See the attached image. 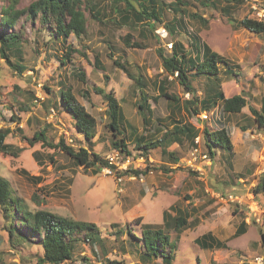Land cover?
<instances>
[{
	"label": "rangeland",
	"instance_id": "obj_1",
	"mask_svg": "<svg viewBox=\"0 0 264 264\" xmlns=\"http://www.w3.org/2000/svg\"><path fill=\"white\" fill-rule=\"evenodd\" d=\"M12 1L17 8H23L33 0H0V12ZM175 1L160 0L164 4L159 13L161 22L154 20L153 30L144 24L148 20L125 21L118 11L112 12L111 6H126L118 0H84L87 30L80 37L72 33L54 40L51 36L55 27L50 23L22 18L13 28L21 36L20 51L13 48L8 55L25 70L18 73L0 52V127L11 129L7 142L23 149L18 156L0 152V175L9 180L11 193L20 198L27 212L46 209L95 222L104 238V246L77 243L72 258L60 264H107V259L122 264H163L161 257L150 259L144 254L142 241L133 237L128 228L131 226L136 237L141 238L142 225L137 218L141 217L142 224L163 226L165 211L175 216L178 209L189 215L181 231L166 230L176 244L173 264H242L264 254V192L254 191L264 173V126L250 108L264 112V33L240 25L245 17L261 20L264 0H243L231 6L224 0L217 5L184 0L180 6L183 11L173 7ZM90 6H94L101 21L92 16ZM224 7L230 12H225ZM175 18L181 20L177 32L158 38L156 29L171 24ZM192 35L210 44L233 68L229 71L228 65L220 62L219 76L227 97L242 94L247 99L241 112L224 113L220 104L212 111L192 114L184 110L181 102L169 104L159 95V82L167 74L158 49L169 54L172 49L168 43L179 41L192 50ZM137 42L141 46H135ZM68 47L75 50L65 61L62 59H66ZM116 58L133 76L142 75L146 81L149 108L144 113L139 110L142 94L134 80L115 63ZM80 71L85 73V79L79 78ZM193 71L190 79L202 97L207 79ZM172 78L167 86L170 92L182 100L190 99L193 94ZM67 87L97 119V134L91 144L78 133L75 120L62 104L60 91ZM99 88L114 91L119 99L123 135H113L107 100ZM174 122L192 124L201 130L205 126L210 130L225 126L232 135L234 153L216 147L215 159L208 154L209 158L194 160L195 146L185 136L168 147L174 157L163 154L160 147L146 153L137 145L139 135L155 140L172 129ZM42 129L54 143L64 138L75 149L89 147L105 159L114 153L124 159L130 156L133 162L129 167L145 172L109 173L106 167L96 173L87 171L60 149L47 147L41 141L29 145L25 138ZM122 136L130 154L114 146V139ZM198 137L200 151L207 153L202 135ZM211 191L237 198L221 200ZM14 212L0 204V264H47L39 262L43 253L39 236H27L28 229L22 230L20 225L10 233L20 216L19 210ZM243 220L248 224L247 231L236 236ZM209 231L223 240L226 248L203 249L195 242Z\"/></svg>",
	"mask_w": 264,
	"mask_h": 264
},
{
	"label": "trees",
	"instance_id": "obj_2",
	"mask_svg": "<svg viewBox=\"0 0 264 264\" xmlns=\"http://www.w3.org/2000/svg\"><path fill=\"white\" fill-rule=\"evenodd\" d=\"M126 3L125 7L116 5L111 6V11H115L122 14V18L125 21H129L132 18L143 23L144 20H148L144 23L150 29H154L157 22H161L159 15L160 10L163 11V3L160 0H118ZM137 2L138 7L135 5ZM203 3H210L217 5L221 0H199ZM227 4L236 5L243 0H224ZM117 2V0H115ZM86 3V0H85ZM84 0H33L28 6L23 8H17L16 2L12 1L8 5H4L1 9L0 18V40L1 48L0 52L7 63L14 68L18 73H22L25 70V66L20 63H15L8 55V51L15 49L20 51L19 43L21 36L13 28L17 22L22 18L25 20L31 19L35 21L40 19L43 24L50 23L55 27L52 32V38L57 40L62 36L67 37L69 34L74 33L78 37L83 35L87 30V18L84 10ZM185 3L184 0H176L173 2V7L176 10L180 9V6ZM162 5V6H161ZM91 14L94 18L101 21L100 15L96 14L94 6L89 7ZM225 12H230L229 9L224 7ZM194 16H200L196 13ZM181 18V17H180ZM202 18V16H201ZM206 23L208 20L203 19ZM180 19L175 18L171 24L165 25L169 33L173 36L177 29L180 27ZM240 25L256 33H264V19H255L245 17L240 21ZM158 38L159 35L157 34ZM192 50H188L185 45L177 41L172 46V50L169 54L165 53L161 48L158 49L159 57L162 60V67L167 74L159 82V95L167 98L169 104L183 105L184 110L189 113L199 115L203 111H212L216 105H222L224 113H239L247 105V99L242 94H235L227 97L222 89V80L219 76V63L223 62V56L215 51L210 44L201 40L199 36L192 35L190 37ZM135 46H141L140 43H135ZM71 47H68L66 59H69V53L74 51ZM110 56H113L111 54ZM64 62V61H63ZM227 65L228 62L224 61ZM65 63V62H64ZM115 63L124 71L128 76L134 80L140 94H142L143 102L139 104V110L141 113L149 108L148 94L145 91L146 81L143 76L135 77L129 72L127 66L115 59ZM194 70V71H193ZM228 70L232 71L233 68L228 65ZM194 72L198 76H205L207 84L203 93V96L197 94V89L190 79V73ZM177 73V74H176ZM173 76L172 80H176L180 83L184 89L193 94L190 99L182 100L174 92H170L168 89L169 77ZM79 78L85 79V73H79ZM158 83V82H157ZM156 83V84H157ZM99 93L107 100L108 116L111 121L109 127L113 130V135H123L124 131L121 129V121L123 120V113L121 110L120 101L117 98L114 91H105L103 88L97 89ZM62 104L66 111L75 120V127L78 133L83 134L87 141L93 143V139L97 134V119L92 113H90L85 105H83L72 91L71 87L63 88L60 91ZM252 113L255 115L256 120L262 126H264V112L250 107ZM144 121L147 122L148 118L145 116ZM172 129H168L160 138L155 140L147 139L145 136L139 135L137 138V145L141 147L144 152L148 153L151 149L160 147L163 154H169L174 157L173 152L168 150V147L175 142L181 141V136H185L191 139V143L196 145L195 139L199 135H202V144L207 148V153L211 159H215L218 151L216 147L223 148L222 150L234 153L233 151V138L229 130L223 126L218 130H210L209 127H196L192 124H179L174 122ZM11 129L0 127V152L11 156H18L23 150L20 147H16L7 142V137L10 134ZM29 145L34 146L37 142H42L43 145L60 149L69 155L77 166H83L87 171L94 173L98 172L104 167L115 168L114 165H110L108 159L103 158L100 154L92 151L89 147L81 146L79 149H75L74 146L66 143L64 138H61L58 143H54L49 140L45 129L34 133L33 137L25 138ZM114 139L113 143L115 148L122 150L130 154L128 150V144L125 136H122L119 140ZM148 171V168L146 169ZM145 171L138 168H131L116 171L117 174H131L140 175ZM12 187L9 180L0 175V204L5 205L9 211H15L20 213L19 219L12 224L10 233L19 227L28 229L29 234L27 236L35 238L39 236V241L43 247V253L39 257L40 263L47 264H60L66 260H70L73 256L75 246L79 242H87L90 244L98 243L104 246V238L101 235V229L95 222L76 220L70 217L58 215L52 211L46 209H38L35 211H26L22 208L20 198L13 195ZM255 193L264 192V173L260 176L257 186L254 188ZM175 208V207H173ZM188 211L178 209L175 216H172L168 211H165V223L163 226L154 224H142L141 217L137 218L138 223L142 225L141 238L136 237L133 228L130 226L128 231L133 237L138 238L143 243L144 254L149 257H161L163 264H173L174 250L176 244L171 239L170 233L166 230L175 229L181 231L188 223ZM18 216V215H17ZM248 224L245 220L241 221L239 227L236 230L235 235L239 236L247 231ZM21 230V231H22ZM21 235L24 234L21 232ZM26 238V237H25ZM264 239V234H263ZM195 242L203 249L214 248H226V243L215 236L211 231L202 234L197 237ZM107 264H122L118 260L107 259Z\"/></svg>",
	"mask_w": 264,
	"mask_h": 264
},
{
	"label": "built area",
	"instance_id": "obj_3",
	"mask_svg": "<svg viewBox=\"0 0 264 264\" xmlns=\"http://www.w3.org/2000/svg\"><path fill=\"white\" fill-rule=\"evenodd\" d=\"M260 19L264 18V10L261 14V16L259 17ZM156 32L157 34L159 35V37H161L162 39L163 38H166L167 35L169 34V31L167 29V27L162 24L160 25L157 29H156ZM173 46V43H168V47L171 49ZM177 74V73H176ZM205 117H209L207 113H205ZM195 143L196 145L195 148L193 149V156H194V160H196L198 157H203V158H209L208 157V153H202L199 149V137H196L195 139ZM108 161H109V164L110 165H114L115 168H112V167H106L107 171L106 172H109V173H116V171H121V170H125L127 169L129 166H131L133 160L131 159L130 156H127L126 159H124V157H121L119 156L117 153L115 154H111L107 157ZM193 164V163H192ZM118 169H121V170H118ZM209 190V189H208ZM212 192V191H211ZM213 196L214 197H217V198H220L221 200H225V199H229L230 201L234 200L237 198L234 197L232 194H229V193H221V192H212ZM234 194H237V193H234ZM239 195V194H237ZM236 201V200H234ZM238 201V200H237ZM253 259V260H252ZM252 259H249V260H246L244 263L242 264H264V254H259L257 255L256 257H253Z\"/></svg>",
	"mask_w": 264,
	"mask_h": 264
}]
</instances>
